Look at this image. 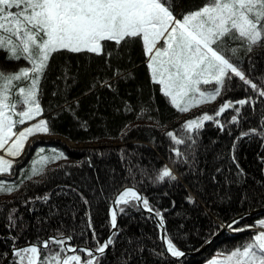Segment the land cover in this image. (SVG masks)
Here are the masks:
<instances>
[{
  "label": "trees",
  "instance_id": "obj_1",
  "mask_svg": "<svg viewBox=\"0 0 264 264\" xmlns=\"http://www.w3.org/2000/svg\"><path fill=\"white\" fill-rule=\"evenodd\" d=\"M205 2L173 0V11L180 18ZM227 47L238 49L225 55L264 90V46L251 53L239 42L229 41ZM147 60L139 39L119 49L107 42L101 55H52L38 93L43 110L38 118L48 122L50 134L37 147L46 156L56 150L63 158L47 163L29 180L37 158L29 149L14 163L11 175L0 176L19 185L11 194H0V264L7 258L2 254L12 250L13 238L18 247L51 236H71L72 247L95 250L112 228L111 201L124 187L136 188L162 214L164 234L182 252L198 250L237 216L264 207V97L235 77L216 101L194 113H181L152 82ZM25 66L29 65L23 59L9 61L0 51V70L14 73ZM242 99L249 102L240 106L236 102ZM226 101L240 108L236 123L231 122L237 115L234 108L215 116ZM205 113L214 120L191 134L183 130L187 120ZM168 132L185 143L175 144ZM176 150L183 155L177 157ZM165 167L174 180L156 179ZM117 212L113 244L100 256V264H203L216 251L242 246L256 231L229 229L199 256L176 260L165 253L153 216L141 208ZM263 217H245L233 227L245 228ZM7 264H12V257Z\"/></svg>",
  "mask_w": 264,
  "mask_h": 264
},
{
  "label": "snow or ice",
  "instance_id": "obj_2",
  "mask_svg": "<svg viewBox=\"0 0 264 264\" xmlns=\"http://www.w3.org/2000/svg\"><path fill=\"white\" fill-rule=\"evenodd\" d=\"M174 7L173 0H0V51L6 53L9 61L23 59L29 65L15 73L0 70V176L12 174L14 160L22 155L30 137L50 134L48 122L37 119L43 111L38 93L50 58L59 51L101 55L107 42L119 49L139 39L148 59L152 82L160 86L163 96L181 113L216 101L235 77L264 97V90L246 78L225 55L226 51L233 54L238 51L227 47L229 41L239 42L247 53L254 47L264 46V0H206L203 6L180 18L174 14ZM20 82L29 83L19 87ZM13 95L16 100L12 99ZM248 102L242 99L236 103L243 106ZM232 108L237 115L232 116L231 122L236 123L240 108L231 101L221 104L215 116ZM213 120L212 115L205 113L187 120L182 127L191 134L205 121ZM214 122L220 125L219 120ZM18 125L27 126L16 131ZM220 127L222 129L223 125ZM255 131L253 129L252 133ZM167 135L177 145L185 143V139L177 138L173 132ZM187 139L195 143L191 135ZM43 153L44 149H39L26 179L41 174L47 163L63 158L56 150H52L51 156ZM176 155L183 154L176 150ZM165 178H176L167 167L156 177L158 181ZM18 187L0 179V194H11ZM112 204L110 218L114 230L117 229V211L123 213L127 207L139 210L141 204L144 210L159 218L158 227L164 228L162 214L154 211L149 201L134 188L117 193ZM8 220L10 227L15 225L11 214ZM238 223L233 220L227 227L239 232L257 231L224 260L213 259L209 264H264V219L245 228L233 227ZM88 226L92 227L91 222ZM71 239V236H53L17 247L13 238L12 264H100V256L113 244L110 236L103 244L98 242L93 251L71 247L68 244ZM161 239L168 254L184 255L166 233ZM79 253H84L88 259H83ZM2 255L6 258L8 253Z\"/></svg>",
  "mask_w": 264,
  "mask_h": 264
},
{
  "label": "water",
  "instance_id": "obj_3",
  "mask_svg": "<svg viewBox=\"0 0 264 264\" xmlns=\"http://www.w3.org/2000/svg\"><path fill=\"white\" fill-rule=\"evenodd\" d=\"M125 188H133V187H124V188H122L120 191H118L117 193L123 191ZM134 189H135V190L138 192V194L141 196L140 192H139L136 188H134ZM117 193H116V194H117ZM116 194H115V195H116ZM114 197H115V196H114ZM114 197H113V199H114ZM141 197H142V196H141ZM113 199H112V200H113ZM112 208H113V204H112V201H111V209H112ZM140 208H141L143 211L149 213L148 211H146V210L143 209L142 204H141ZM149 214L155 218V220H156V222H157V224H158V222H159V218H158V217H155L154 213H149ZM260 214H264V207L259 208V209H255V210H253V211H251V212H248V213H246V214H242L241 216H237V217L234 218L233 220L240 221L241 219H243V218H245V217H250V216L260 215ZM233 220H231L230 222H228L227 224H225V225L221 228V230L218 232V234H216L215 236H213L210 240H208V241H207L203 246H201L198 250L191 251V252H183L184 255H183L182 257H173V256H171L170 254H168V253L166 252V244H164V243L162 242V239H161V237L164 235V228H163V229L159 228L160 242H161V244H162V247H163L165 253H166L168 256H170V257H172V258H174V259H176V260L183 259V258H185V257H197V256H199L200 254H202V253L207 249V247H208L213 241H215L220 235H222L224 232H228V231H229V228L227 227V225H228V224H231V223L233 222ZM117 223H118V212H117ZM164 227H165V226H164ZM116 230H117V229L114 230V229L111 228L110 231H109V233H108V235H107V237H106V239H105V241H106L110 236L112 237V236H113V233H116ZM51 237H53V236H51ZM70 242H71V240L68 241V243H70ZM26 245H28V244L21 245V246H18V247H23V246H26ZM87 249H88V248H87ZM93 251H94V250H93ZM11 252H12V250L10 251L9 255L7 256V258L4 260L3 264H5V262L8 261V260L11 258ZM96 255H99V254H96Z\"/></svg>",
  "mask_w": 264,
  "mask_h": 264
},
{
  "label": "rangeland",
  "instance_id": "obj_4",
  "mask_svg": "<svg viewBox=\"0 0 264 264\" xmlns=\"http://www.w3.org/2000/svg\"><path fill=\"white\" fill-rule=\"evenodd\" d=\"M147 63H148V60H147ZM17 72V71H16ZM15 73V72H14ZM27 83H29V82H27ZM25 86H23V85H21L20 87H26L27 85L26 84H24ZM12 99L13 100H16L17 99V97L15 96V95H13L12 96ZM209 103H205V104H202V105H200L199 107H194V108H191L190 109V111H188V112H186L185 114H189V113H194V112H196L197 110H202L205 106H207ZM37 119H41V118H37ZM43 119V118H42ZM35 121H33V123H34ZM25 126H27V125H23V126H20L19 127V125L17 126V127H19V129L17 130V131H19L22 127H25ZM45 138V134H37V135H34L33 137H30L29 138V140L26 142V146H25V149H24V151H23V153H22V155L20 156V157H18V158H16L15 160H14V163L15 162H17V161H19V160H21L26 154H27V152H28V150L29 149H31L32 150V153L31 154H36L35 156L37 157V153H38V151H39V147H37V142L39 141V140H42V139H44ZM68 145L69 146H73L71 143H68ZM30 150V151H31ZM44 155V154H43ZM37 159V158H36ZM57 161V160H56ZM58 161H61V160H58ZM57 162H55V164H56ZM31 165H32V163H31ZM5 175H8V174H5ZM262 219H264V217L262 218ZM252 230H256L257 231V229H252ZM71 247H72V245L70 244V243H68ZM234 250V249H233ZM232 251V250H231ZM231 251H229V252H219V251H216V252H214L203 264H209V261H211V260H213V259H220V260H224L225 258H226V256L228 255V254H230V252ZM189 252H191V251H189ZM69 254H72V253H69Z\"/></svg>",
  "mask_w": 264,
  "mask_h": 264
},
{
  "label": "bare ground",
  "instance_id": "obj_5",
  "mask_svg": "<svg viewBox=\"0 0 264 264\" xmlns=\"http://www.w3.org/2000/svg\"><path fill=\"white\" fill-rule=\"evenodd\" d=\"M237 45V44H236ZM228 46V45H227Z\"/></svg>",
  "mask_w": 264,
  "mask_h": 264
}]
</instances>
